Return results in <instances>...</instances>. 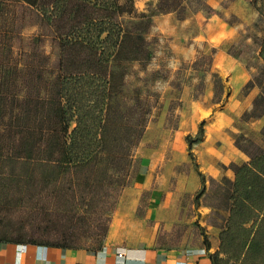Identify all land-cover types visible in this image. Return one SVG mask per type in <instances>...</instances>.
<instances>
[{
  "label": "rangeland",
  "instance_id": "374dc122",
  "mask_svg": "<svg viewBox=\"0 0 264 264\" xmlns=\"http://www.w3.org/2000/svg\"><path fill=\"white\" fill-rule=\"evenodd\" d=\"M20 1L0 0V55L13 57L6 68L0 67L6 71L5 78L4 73L0 75V153L5 155L0 158V237L96 247L91 231L103 232L155 105L164 96L166 85L183 80L170 78V73L182 68L204 70L211 60L213 50L202 38L196 62L182 63L175 58L187 53V44L196 32L194 25L203 23L213 10L207 0H185L175 11L159 14L160 0H119L125 8L118 17L123 33L109 63L102 131L106 149L100 167L83 170L73 188L68 187L70 174H66L57 189L45 187L48 190L38 194L44 183L40 180L43 169L37 166L34 195L26 194L31 169L23 160L9 158L11 147L23 141L18 148H25L23 144L41 137L42 127L52 124L64 52L56 25L45 21L39 9ZM252 1L224 0L223 4L240 3L246 17L240 35L243 57L255 67L259 65L255 75L260 74L258 79L264 85V62L256 54L264 42V17ZM219 14L233 23L242 20L229 9ZM196 80L194 76L192 81ZM209 195L213 201V194Z\"/></svg>",
  "mask_w": 264,
  "mask_h": 264
},
{
  "label": "crops",
  "instance_id": "0c3cea01",
  "mask_svg": "<svg viewBox=\"0 0 264 264\" xmlns=\"http://www.w3.org/2000/svg\"><path fill=\"white\" fill-rule=\"evenodd\" d=\"M207 3L213 14L194 25L195 39L187 44V53L175 59L196 62L202 38L213 50L211 60L204 70L197 66L170 73V78L183 80L166 85L154 107L131 157L103 245L70 248L0 240V264H213L237 170L264 153V85L260 74L255 75L259 65L243 57L240 35L246 17L240 3ZM222 9L242 20L228 21L219 14ZM256 54L261 61L260 51ZM12 58L0 55V67L6 68ZM5 73L0 71L4 78ZM202 122L204 137L190 151L187 136L194 137ZM196 164L206 178L199 206L195 198L202 179Z\"/></svg>",
  "mask_w": 264,
  "mask_h": 264
},
{
  "label": "trees",
  "instance_id": "16d2710c",
  "mask_svg": "<svg viewBox=\"0 0 264 264\" xmlns=\"http://www.w3.org/2000/svg\"><path fill=\"white\" fill-rule=\"evenodd\" d=\"M23 1L39 9L45 21L56 25L64 52L59 61V87L52 124L41 128V137L36 141L23 144V152L19 151L22 147L18 148L23 141L14 149L12 146L13 153L9 157L23 160L31 169L26 176V194L33 192L32 185L37 180L35 167H42L40 180L44 187L38 192L40 194L48 190L45 187H53L54 191L66 174H70L68 187L73 188L80 182L79 175L83 170L96 171L100 167L106 149L102 131L108 100L109 63L121 42L123 27L118 17L125 8L119 0ZM183 1L160 0L158 13H171ZM252 2L264 17V0ZM260 55L264 60V42ZM204 126L202 122L194 137L187 136L190 151L193 143L204 137ZM196 168L202 179V187L195 198L199 206L200 198L206 192V178L197 164ZM236 176L230 214L220 235V248L211 256L212 263L264 264V153L253 156L251 161L239 167ZM110 218L111 215L102 233L91 231L90 238L98 245L93 248L103 245ZM0 240L76 247L71 241L38 242L34 237H0ZM205 242L210 247L207 235Z\"/></svg>",
  "mask_w": 264,
  "mask_h": 264
}]
</instances>
